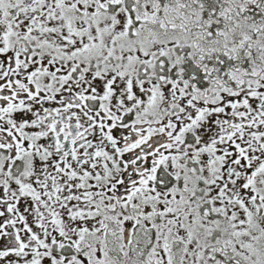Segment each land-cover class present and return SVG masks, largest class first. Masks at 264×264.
Wrapping results in <instances>:
<instances>
[{
  "label": "snow or ice",
  "instance_id": "obj_1",
  "mask_svg": "<svg viewBox=\"0 0 264 264\" xmlns=\"http://www.w3.org/2000/svg\"><path fill=\"white\" fill-rule=\"evenodd\" d=\"M0 264H264V0H0Z\"/></svg>",
  "mask_w": 264,
  "mask_h": 264
}]
</instances>
